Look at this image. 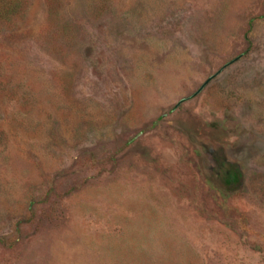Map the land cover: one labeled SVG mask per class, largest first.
I'll use <instances>...</instances> for the list:
<instances>
[{"label":"rangeland","instance_id":"rangeland-1","mask_svg":"<svg viewBox=\"0 0 264 264\" xmlns=\"http://www.w3.org/2000/svg\"><path fill=\"white\" fill-rule=\"evenodd\" d=\"M13 33L0 264H264V0H32Z\"/></svg>","mask_w":264,"mask_h":264},{"label":"trees","instance_id":"trees-1","mask_svg":"<svg viewBox=\"0 0 264 264\" xmlns=\"http://www.w3.org/2000/svg\"><path fill=\"white\" fill-rule=\"evenodd\" d=\"M49 9L56 11L58 7H62L63 0H46ZM32 0H0V36L4 39H10V34H14V29L18 22L25 16ZM1 57V55H0ZM5 64L0 59V70ZM230 179L237 178L236 172L229 173ZM229 181V180H228ZM225 196L230 195L233 189L227 185L221 188Z\"/></svg>","mask_w":264,"mask_h":264}]
</instances>
